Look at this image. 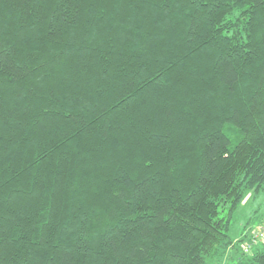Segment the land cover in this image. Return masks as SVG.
<instances>
[{"label":"trees","instance_id":"trees-1","mask_svg":"<svg viewBox=\"0 0 264 264\" xmlns=\"http://www.w3.org/2000/svg\"><path fill=\"white\" fill-rule=\"evenodd\" d=\"M264 0H0V264H264Z\"/></svg>","mask_w":264,"mask_h":264},{"label":"rangeland","instance_id":"rangeland-1","mask_svg":"<svg viewBox=\"0 0 264 264\" xmlns=\"http://www.w3.org/2000/svg\"><path fill=\"white\" fill-rule=\"evenodd\" d=\"M264 225V191L260 194L250 193L244 200L238 214L235 216L230 235L235 242L241 241V245L248 242L256 235ZM264 244L261 240L251 252ZM239 254L234 248L228 249L224 257L209 260L208 264H235Z\"/></svg>","mask_w":264,"mask_h":264},{"label":"built area","instance_id":"built-area-1","mask_svg":"<svg viewBox=\"0 0 264 264\" xmlns=\"http://www.w3.org/2000/svg\"><path fill=\"white\" fill-rule=\"evenodd\" d=\"M264 240V225L260 227L258 233L254 235L248 242L243 245V250L245 253L251 252L253 248L258 246L259 242Z\"/></svg>","mask_w":264,"mask_h":264}]
</instances>
